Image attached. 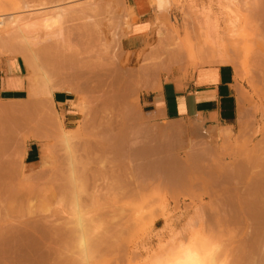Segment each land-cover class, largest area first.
<instances>
[{"label":"rangeland","instance_id":"1","mask_svg":"<svg viewBox=\"0 0 264 264\" xmlns=\"http://www.w3.org/2000/svg\"><path fill=\"white\" fill-rule=\"evenodd\" d=\"M96 1L98 2V0ZM136 1L138 0H133V4ZM150 1L151 3H154L153 0ZM222 1H226V3ZM222 1L220 4V0H168L170 7L166 10V12L161 13L163 16L160 15V13L156 16V22L152 29V37L149 38V42L146 44L127 43L128 36L132 34L131 29L132 25L134 24L132 10L130 9L131 6L129 5L128 0L127 7L124 6L125 8L123 7V10L121 9L122 5H120V9H116L118 12H115V14L109 12L107 13L106 11V13H102L103 15L101 14V17H99L100 19L102 18L101 23H103L101 24V29L103 32L102 44H106L107 46L111 45L109 46L110 54L112 53L111 55L115 54V52H118V56L120 55L122 59V63L119 65L120 72L122 70V72L125 71L124 73H132L135 76L133 81L134 83L130 88L128 87L127 89L126 86H123L124 88L120 87V90L117 88H112L113 84L110 83H113V77H109L110 75L105 74V72L103 74V71L100 70L99 72H102V75H100L101 73H98V76H100L99 79L102 78V82L104 80V83L98 79L99 82H101V85L99 82H96V85L91 84L92 91L91 88L87 89L86 85H83V87L82 85L78 84L80 85L79 88L82 87L81 89L75 85L76 83L72 84L75 86L71 85V87H74L75 89L78 88L79 90L77 89V91H86L80 96L82 121H80L78 124V126H80L77 127L78 130L76 129V131H78V136H76V141L74 144H77L76 146L79 147L78 151L83 155V157L86 158V154H88L87 156L92 160H90V164L93 162L91 166L89 165L91 168L90 170H93L94 172H91L93 176L90 174L92 182L90 181L91 183H89V188L93 189L92 191L89 189L90 194H93L95 190L100 191L103 187L105 188V185H102L103 187L99 185V183L104 184L101 169L102 164L105 165L107 169V177L109 176V178H107L108 183L113 182L114 184L115 182L117 184L119 183L120 179L123 178V175L120 177V168H123L124 170L127 165L130 166L132 163V166L130 167L132 169L130 172L131 176L126 178L130 179V185L133 184V188L130 186V189L133 191L137 184L138 189H144L143 192L147 190L149 191L143 194L141 190L136 191V188V190L133 192L140 193L141 191L143 195L140 193V195L137 194L135 196V194L131 192L133 195L126 194L127 198H120L115 201L102 200L100 203H92L90 199H88L87 204L86 206H83L81 213L76 214L74 210L75 204L72 201L74 197L70 196V192L67 190L56 191L54 188L48 187L52 179L55 180V174H53L51 170L48 171L49 169L46 170L43 165V163L46 161L45 157H48L50 154V163L52 166L54 165V168L60 169L56 176L58 180L57 185H65L67 183H70V185L72 184L73 176L71 166L64 160L66 146L61 143L62 141H59L60 138H58L59 140L56 138L52 142L49 140L40 141L41 157L40 162L37 164L38 170L32 171L30 174H25L23 165L19 163L22 159L18 161V167L20 170L17 168V172L22 175V178L24 179L23 184L30 175H39L40 173H42V175L38 177V183H34L33 186L35 187L31 189L32 186L29 185L31 193H26L28 195L27 199H25L24 202L19 199H14L12 205L22 204L24 208H29V206L32 205V207H34V204L38 205V199L41 196L47 195L48 193L52 194L54 198L52 197L53 199L48 201L47 204L41 208H38L36 205L35 209L33 210L26 209L27 212L24 213V215L22 214L21 216H16V221L20 224L37 221L39 225L44 227H47V222H49L51 225L62 227L65 233L64 242L62 243L66 248L64 255L69 259V264H102L99 259L107 244H111L113 241V238L111 237V231L113 228H121L120 230L122 231V234L119 236L120 240L117 241L122 249L117 251L116 254L117 256L123 257V264H128L129 262L130 264H172L174 260L182 256L188 248L201 253L207 251L210 259L212 258V255L210 256V254L213 253L215 256L212 259L213 264H239L236 260L237 256L233 251L240 245L239 240L241 239V236L246 235L245 233L247 231L245 230L247 229L244 228L245 226L240 227V225L237 223H226V221H224L225 218L223 219V217L228 218L231 215V211L229 210V202L231 201V198L236 196L235 194L237 191L243 193L242 196L245 197V193L252 189L250 185L254 181L247 179L249 182L247 183L245 181L247 175L246 177H243L246 174L244 171V169H246L244 168L246 167L244 163L245 158L247 159L249 156L250 150L254 151L255 149L260 148L258 151L255 150L256 153H259L260 151L264 152V48L260 40L256 38V28L244 22V18L246 17L247 13L250 11L252 12L255 9L262 10L264 7H233L232 5L229 7L227 0ZM103 2L104 4H107L110 2V0H103L98 3L103 4ZM224 4L226 5L224 6ZM187 5H189V7ZM52 8L54 9L55 7ZM111 14L114 17H111ZM85 17L86 16H84V18ZM122 17L124 18L122 19ZM78 19L82 20L83 18L78 17ZM73 21H71L72 23L69 24L72 25V28L69 26L68 29L71 32L75 31L73 40L74 42L76 41V43L78 42V44L81 45V48L78 46L79 50L81 49V52H85L87 51L84 50L87 49V38L86 35H84L85 29L83 30L81 29L82 26L77 27V25L82 24L83 28H85L84 25L87 24V20H85L86 22L84 20H82V22L77 21V23L76 21ZM114 22L115 25L112 26ZM73 25H75L77 28L75 26L73 27ZM213 26L216 27V29L213 28ZM74 28L76 29L74 30ZM211 31H213L214 34ZM115 34L117 37H115ZM91 40V46L94 48V52L97 53L100 49L99 38L97 39V37L94 36ZM188 43L194 45L196 52L198 51L203 53L204 51L203 56L210 57L213 55L217 56V59L212 63H205L206 65L203 63L195 64L193 59L184 52L185 54L182 58H179V60H172L171 62L169 59L170 57L168 58V53L170 54L171 49L176 48V46L179 44L182 45V47L184 46L182 48L183 50H185V48L187 50L189 45ZM120 45L122 46L121 48L119 47ZM111 49L114 51V53L111 51ZM0 57H7L6 51L1 48ZM219 57H222L223 59L225 58V61ZM125 58H129L130 61L128 59L126 60ZM126 62H128V64L125 65ZM208 65H232L235 68L237 80L244 93L238 102V123H236L234 127H230V129L225 127H205L203 124H198L195 121L177 122L176 124L172 125L169 130L171 131L173 127H180L183 129V131L185 130V133L182 131V129L179 130L180 132L174 133L175 135L185 134L182 144L183 146L181 148H175V152L170 150H165L164 152V150H159L156 147L151 148L156 144L152 143V140L150 139L152 136H148L146 139L145 135L141 134L142 131L136 128L139 125L127 123V119L129 118V109H132L136 116L146 115L142 109V95L152 91L147 92L143 89L137 88V86H143L144 84L146 86L149 82L150 86H154L153 89H155L156 85H160L162 82L168 81L177 75L188 74L197 70L198 68ZM46 66L45 68H48ZM25 76L29 87V73L27 70L25 71ZM103 85L105 86L103 87ZM114 89H117L116 92H121V89L123 90L119 97V94L114 95ZM110 91H112L111 94L109 93ZM114 96H116L115 99ZM106 98L108 103L105 102ZM111 100L113 101L114 105L111 103ZM113 106H117L115 107L116 109ZM119 109H121V111ZM59 116L63 123L64 130L71 132L72 129H69V127L64 124L63 117L61 115ZM129 120L133 121V123L136 122L135 124H139V122H143L145 119L142 118L137 120L134 118H129ZM84 124L86 127L88 126L87 132L90 134L81 132L84 129ZM148 126L152 131L151 128H153V126ZM153 129L154 131L156 130L155 128ZM134 130L137 132L135 133ZM224 130H229L232 132L233 139L231 142H227L220 137L221 132ZM117 132L122 133L123 135L117 134ZM128 132L130 133L127 134ZM124 133L127 135L124 136ZM113 134L114 137L117 135V137H124L126 139L129 135L128 142H131L132 146L130 147L128 142H126V139L125 141L121 139V141H123L121 144L123 145L125 143V148L121 145L120 149L117 148L115 151L112 150L113 148L108 142L111 141L110 138L113 137ZM26 140L27 139H25V142L28 141ZM146 142L148 143L145 144ZM142 143L145 144V147L148 146L150 148L144 150V148L141 146ZM111 144H113V142H111ZM41 145L43 147L45 146L44 150L42 149ZM223 148H226V151ZM46 149L49 150L47 153L45 151ZM244 149L247 151L243 152ZM22 154L24 155V152ZM23 155H20L19 157L23 158ZM233 155H237V159ZM130 156L132 158L131 161H129V159H131ZM204 156L207 157L205 158ZM121 158L123 159L121 160ZM233 158L236 159V163L235 159ZM172 162H174L173 167L175 168L173 171L176 172L173 173L174 177L176 178V183L172 182V180L169 178L170 172H173L170 170ZM237 162L238 164L241 162V166L238 165ZM122 163H126V165L124 166ZM232 163H234V166H231ZM159 166H163V171L166 169L163 174L164 176L166 174V183L163 182L164 185L162 187L158 186L161 182L156 177L157 174H159ZM183 166L186 169L182 170ZM195 166H197L198 169H195ZM238 166L240 167L238 168ZM144 167L147 168L144 169ZM150 167H153V169H149ZM155 167H159L157 171L154 169ZM192 167L195 170H192ZM234 168L238 169L234 170ZM240 168H243L241 170V176L243 177V180L239 178V173L237 174V171L240 172ZM43 169H45L47 172L45 173L44 170L43 173ZM189 169L192 170V173L194 171L195 175L192 174L191 170ZM204 169L206 171L203 172H205L207 175L204 173L205 175L202 174L204 175L202 176L200 173H198V171ZM230 170L236 171L234 173V175H236L234 176ZM242 171H244L245 174H243ZM130 173L128 175H130ZM197 173L199 179L195 177ZM122 174L126 175L125 172ZM132 174L135 176L136 180ZM229 174H231V176H229ZM153 175H155V177ZM187 175L191 176V178L189 177L191 179L190 181H192L193 178V181L197 180L198 182H195L198 185H193L192 189L194 191H191L192 189L187 190V188H185L186 182L189 180L187 179ZM118 176L120 179H118ZM202 177L204 178L203 180L201 179ZM232 177L234 182L237 180V183L233 182ZM49 179H51V181ZM117 179L119 181H117ZM132 181H134V183H132ZM153 181L155 184H152L151 186ZM245 182L248 185H246ZM139 183H141L142 187L144 185L146 186V184H148L150 187L147 186L148 189H146V187L141 188V186L138 185ZM111 184L112 183H110V185ZM166 184L168 188H166ZM175 184L179 186H174ZM51 185H53V182H51ZM113 186H115V184ZM153 186L155 189H153ZM172 186H174V188ZM238 186L240 188H238ZM100 187L102 188L100 189ZM151 187L152 190L150 191ZM156 187L159 191L156 190ZM231 187H236L237 191L235 192L234 189L233 192V188L230 189ZM115 188L118 189V186H115ZM160 188L162 190H160ZM176 188L179 189L174 190ZM130 189L127 191V193L130 192ZM166 190L169 191L167 192ZM105 191L106 188L103 192ZM229 192L230 194L233 192L232 194L234 195H230ZM240 192L239 194H241ZM31 194L34 197H32ZM35 197L38 199L36 200ZM30 198L33 200H30ZM29 200L31 202L33 201V203L29 204ZM224 207H226V209H224ZM217 213H219V215ZM218 216H221L220 218H222L221 220H223V222L219 220L220 218H218ZM158 221L159 224L156 225ZM79 222L84 224L86 228L84 232L80 231ZM219 223H224L225 225L223 224V226H221ZM229 230H234L237 232L239 238L237 237L234 240L230 236ZM43 233L47 234L45 232H42V234ZM104 233H108L105 237L106 242H104V244H102L103 242H98L99 248L96 249L95 244L97 240L103 239L101 236H103ZM82 241L86 242L88 245V260H86L85 254L81 250ZM3 245L5 247V244ZM30 248L35 250L38 248L37 252L41 251L39 246L34 247L33 245ZM210 259L209 263L211 264L212 262ZM34 263L37 264V261H34Z\"/></svg>","mask_w":264,"mask_h":264},{"label":"bare ground","instance_id":"2","mask_svg":"<svg viewBox=\"0 0 264 264\" xmlns=\"http://www.w3.org/2000/svg\"><path fill=\"white\" fill-rule=\"evenodd\" d=\"M101 1H103V0H101ZM101 1L98 0V2H101ZM107 1H109V0H107ZM153 1L155 3V5H154V3L152 2L153 5H154V7H156L155 9H157L160 12V15H162L161 13L166 12V10L170 7V3L168 2V0H153ZM221 1L222 0H220V4H221ZM227 1H228L227 3H229L228 4L229 7L231 5L233 7H264V0H227ZM98 2L96 0H0V48L3 49L4 51H6L8 58H10V59H22L26 65L27 71L29 73L28 79H29V83H30V88L28 89L29 90L28 100L26 102H24V110L26 113L28 112V110L32 109V106L34 104H36V103L38 104V102H41L40 105L41 104L43 105L42 109L40 108L42 110V113L47 112V111H51L52 109L50 108V110H49L47 107H50L49 104L53 103V98H54L53 96H54L55 92H66V93L71 92V93H73V92L77 91V89L80 87V85H82V86L86 85V88L87 89L91 88V91H92V85H96V82H99V80L101 81V79H102V78L99 79L100 76H98V73L99 74L101 73L100 75H102V72H99L100 70L103 71V74L105 72V74L110 75L109 77H113V83H110V84H113L112 88H117L120 90V87L124 88L126 86V89H127L128 87L130 88L132 86V84L134 83L133 81H134L135 76L132 73H130V72L124 73L125 71L122 72V70L120 72L119 65L122 63V61H121L122 59H121L120 55L118 56V52L117 53L115 52V54L111 55L112 53L110 54V47H109L111 45L107 46L106 44H102L103 32L101 29V26H102L101 24H103V23H101L102 18L101 19L99 18V17H101V14L106 13V11H107V13L109 12V13L115 14V12H118L117 11L118 8L120 9V7H121L120 5H122L121 9L123 10L124 6L127 7V0H110V2L107 4H104V2H103V4L98 3ZM217 2H216V4H217ZM222 2L226 3V1H222ZM139 3H140V0L136 1L134 3L135 7H140ZM189 5H187V6L189 7ZM225 5L226 4H224V6ZM152 6H151V8H152ZM182 6H184V5H182ZM52 7H55V8L53 9ZM218 7H220V6H218ZM247 15H246V17L244 16L245 18L243 17L244 22H246V24H250L256 28V38L258 40H260V42L262 43V46L264 48V9H262V10L255 9L254 11H252V12L250 11L249 13H247ZM84 16H86L87 18L86 17L84 18ZM78 17L83 18L82 20H84V21L87 20V24L84 25L85 28H83L82 24H78V25L75 24V25H77V27L82 26L81 29H83V30L85 29L84 35H86V38H87V42H86L87 43V49H84L87 51H85V52H81L80 51L81 49L79 50V48H81V45L78 44V42L76 43V41L74 42V40H73L75 31L71 32L68 29L69 26H70V28H72L71 27L72 25H69L72 23L71 21L76 19L75 20L76 23H77V21L82 22V20L78 19ZM111 17H114V16H112V14H111ZM123 18L124 17H122V19ZM125 18H126V16H125ZM103 20H105V19H103ZM75 21H73V22H75ZM157 21H159V20H157ZM75 25H73V27ZM114 25H115V22L112 26H114ZM76 28H74V30ZM116 28H118V27H116ZM213 28L216 29V27H214V26H213ZM211 32H213V31H211ZM80 34H78V35H80ZM116 34H115V37H117ZM213 34H214V32H213ZM76 35H77V33H76ZM81 35H83V34H81ZM113 35H114V33H113ZM94 36L97 37V39L99 38V44H100L99 48L100 49L97 53L94 52V48L91 46V44H92L91 39ZM82 41H84V40H82ZM78 46H79V48H78ZM116 47H118V46H116ZM119 47L121 48L122 46L120 45ZM183 47H182V45L178 44V46H176V48L171 49L170 54L168 53V58L170 57L169 59L171 60V62H172V60L173 61L179 60V58H182L185 53L190 58L193 59V62L195 64L196 63H201V64L206 63L207 64V62L212 63L217 59V56H213V55L210 57L203 56L204 51H203V53L198 52V51L196 52L194 45H192V44L188 45L187 50H186V48H185V50H183L182 49ZM112 49H111V51H112ZM200 51H201V49H200ZM112 52L114 53V51H112ZM127 59L129 60V58H127ZM220 59L225 61L224 60L225 58L223 59L221 57ZM126 64H128V62H126L125 65ZM45 66L48 68H45ZM111 80H112V78H111ZM106 81H105V83H106ZM101 82H99L100 85H101ZM73 83L74 84L76 83L75 85L78 88L75 89L74 87H71V85ZM102 83H104V80ZM78 84H80V85H78ZM75 85H72V86H75ZM104 86L105 85H103V87ZM81 88H79V89H81ZM137 88L143 89L144 91H147V92L154 90L153 89L154 86H150L149 82H148V85L145 86V84H144L143 86L142 85L137 86ZM116 90L114 89V91H115L114 95L119 94L118 95V97H119L123 90L121 89V92L118 91L119 93L116 92ZM76 93L80 94V91L76 92ZM109 93L111 94L112 91H110ZM115 97L116 96H114V99H115ZM106 100H107V98H106ZM106 100H105V102L108 103V100L107 101ZM111 103H113V101ZM113 105H114V103H113ZM115 107H117V106H115ZM43 109H46L47 111L46 110L44 111ZM53 109L55 110V108H53ZM127 109H129V108H127ZM119 110L121 111V109H119ZM10 113H12V112H10ZM136 113H137V111H136ZM35 114H36V112H35ZM121 114H122V112H121ZM47 115H49V112H47L45 116H47ZM128 115H129V118H134L137 120L143 118L142 116H136V114H134L132 109H129ZM11 116L12 115H10V117ZM32 116H34V115H32ZM49 116H47L48 119L45 117V119L48 120V122L46 120H45L46 122L45 121L44 122H45V124L46 123L52 124L51 128L53 129V131H51V132H56V133H53V134H57L55 138H57V139L60 138V140L59 139L58 140L60 142L62 141L61 143H63L66 146V153L64 155V160L66 162H68L71 166L73 182L71 185H70V183H67L65 185H59V184L57 185L58 180H57L56 176H57L60 169L54 168V165L52 166V164L50 163L51 162V159H50L51 156L49 154L48 157L44 156L46 158V161H45V163H43V165H44V168H46V170L49 169L48 171L51 170L52 173L55 174L54 175L55 180L52 179V181H51V179H49L51 182H53V185H51V182H50V185H48V187L54 188L56 191L57 190H67L68 192H70V196L74 197L72 199V201L75 204L74 210H75L76 214L81 213L82 208L84 205L86 206L88 199H90V201L92 203H100L102 200L115 201V200L120 199V198H125L126 194L127 195L135 194V196H136L137 194L140 195L141 191L143 194H145L147 191H149V190H147V191L143 192L144 189H138L137 184H136V187L133 189V191H135L137 188L136 191L141 190L140 193H137V192L134 193L130 189V186H131V188H133V184L130 185L131 184V183L129 184L130 179H126V178H128V176H131L130 172L132 169L130 167L132 166L131 165L132 163L130 164V162H129L130 166L127 165L124 170H123V168L122 169L120 168V171H121L120 175L121 176L120 175L119 176L122 177V175H123V178L120 179L119 176H118L119 178L117 177L118 179H120V181L117 179V181H119V183H117L118 185L114 182L115 186L116 187L118 186V189H116L115 186H113L114 185L113 182H110L109 179H108L109 182L112 183L113 185L112 184L110 185V183H108L107 178H109V176L107 177V169H106L105 165H103L101 163L102 164L101 169H102V174H103L102 177H103V183L104 184L99 183V185L100 186L105 185L106 191L103 192L105 188L102 186L104 189L102 187H100V189L102 188V190H100V191L95 190L93 194H90L89 193V189H90L89 183L92 182L90 174L93 176V174L91 173V172H93V170L92 171L90 170L91 168L89 167V165L91 166L93 162L90 164L91 159L87 156L88 154H86V158L83 157V155L78 151L79 147L76 146L77 144L76 145L74 144V142L76 141V136H78L77 135L78 131H71V132L65 131L64 127H63V123L60 119V116L55 111L53 112V114H51V116H53V118L50 117V118H52L51 120H50ZM10 117H9V119H10ZM129 118H128V120H129ZM11 120L13 121V119H11ZM129 121H131V120H129ZM29 122H30V119H29ZM39 122L40 121H38V123ZM134 123H136V122H134ZM139 123L141 124L143 122H139ZM114 124H116V123H114ZM130 124H131V122H130ZM34 125L36 126V124H34ZM39 125H41V124H39ZM9 126L11 128V125H9ZM142 126H143V124H142ZM34 127H32V128L34 130H36ZM47 128L49 129V127H46V129ZM109 128H110V125H109ZM157 129H160V128H157ZM181 129L182 128H180V127H173L171 129V131L168 130L167 134L173 135L174 133L180 132L179 130H181ZM11 130L12 129H10V131ZM34 130H32V131L34 132ZM165 130L167 131V129H165ZM141 131H143V130H141ZM149 131H151V130L149 129ZM156 131H155V133H156ZM164 131L162 130L161 133L166 136V134H164L165 133ZM182 131H183V129H182ZM11 132H13V131H11ZM136 132L137 131H135V133ZM144 132H145V130H144ZM129 133L130 132H128V134ZM32 134L34 135V133H32ZM117 134H119V133L117 132ZM141 134H143V133H141ZM153 134L154 133H152V135ZM50 135H52V134L50 133ZM138 135H140V134H138ZM170 135H167V137H165V138H168V136L170 137ZM232 135L233 134L231 131L224 130L223 132H221L220 137L227 142H231L233 139ZM34 136L36 137L37 135L35 134ZM113 137H114V134H113ZM116 137H117V135H116ZM153 137H154V135H153ZM158 137H159V135H158ZM23 138L27 139V140H31L34 137H30V135H29V136H25ZM44 138H47V137H44ZM52 138H54V137H52ZM128 138H129V135H128ZM208 138H210V137H208ZM38 139H37V141H38ZM121 139H123V141H125L124 137H121L120 140ZM163 139H164V137H163ZM176 140H177V138H176ZM41 141H44V140L41 139ZM123 141H121V143H123ZM166 141H167V139H166ZM109 143H111V142H109ZM124 144L123 145L121 144V145L124 147ZM137 144H139V143H137ZM21 145H23V144H21ZM161 145H162V143H161ZM112 146H113V144H112ZM116 146H118V145H116ZM137 146H139V145H137ZM44 147L42 146L43 150L45 149ZM103 149H104V147H103ZM259 149H255V150L258 151ZM18 150H19V148H18ZM104 150H103V152L105 153ZM45 151L47 153V151H49V150L46 149ZM125 151H126V149H125ZM246 151H247L246 149L243 150V152H246ZM254 151L250 150L249 156L247 157V159L245 158V162L243 161L246 165V167H244V168H246V169H244L246 174L244 173V171H242L243 174H245V176H243V177H246V175H247V178H245L246 179L245 181L247 183H249L247 181V179L254 181L250 185L252 187V189L248 190V192L245 193V197H243L242 196L243 193H241L240 191H237L236 187L235 188L231 187L230 189L233 188L232 191L235 189V192L237 191L238 194L236 192V194H235L236 196L234 198H231L230 202L228 201L229 202V210L231 211V213H230L231 215L229 216V214H228V216H229L228 218L223 217V219L225 218L224 221H226V223H230V224L237 223L238 225H240V227L245 226L244 228L247 229V230H245V231H247L245 233L246 235L241 236V239L239 240L240 245L238 246V248H236L233 251V252H235V254L237 256L236 260L239 264H264V152L260 151L259 153H256V151L255 152ZM17 153H20V151ZM86 153H88V152H86ZM194 153H196V152H194ZM142 154H143V152H142ZM13 155L15 156L14 153H13ZM17 155L20 156V154H16V158H17ZM21 155H23V154H21ZM158 155H160V154H158ZM19 156H18V158H20V159H18V160L20 161L22 158ZM190 156H192V155H190ZM207 156H209V155H207ZM207 156H204V157L206 158ZM210 156H212V155H210ZM236 156H234V157L236 158ZM156 157H158V156H156ZM6 158L8 159V157H6ZM119 158H120V156H119ZM130 158H131V156H130ZM235 158H233V159H235ZM122 159L123 158H121V160ZM139 159H140V156H139ZM165 159H167V158H165ZM194 159H196V158H194ZM236 159H235V163H236ZM131 160H132V158L129 159V161H131ZM14 162H16V159ZM185 162H186V160H185ZM241 162H239V163L241 164ZM173 163L174 162H172L171 168L169 166L171 171H173V169H175L173 167ZM196 163H198V162H196ZM203 163H205V162H203ZM17 164H18L17 162L16 163L12 162L11 169H10L11 175L15 173ZM237 164H238V162H237ZM240 164H238V165H240ZM122 165L125 166L126 163L125 164L122 163ZM232 165L234 166V163H232L231 166ZM186 166H187V164H186ZM240 166H238V168ZM159 167L154 168V169L157 171V169ZM193 167L191 168L192 170L194 169ZM195 167H196L195 169H198L197 166H195ZM230 167H229V169H230ZM238 168H234V170L235 169L237 170ZM140 169H142V168H140ZM183 169H186V168H184V166H183L182 170ZM191 169H189V170H191ZM242 169L243 168H240L239 169L240 172L237 171V174L239 173L238 175L240 177L239 176L238 177L243 180V177L241 176V170ZM18 170H20V168ZM44 170L45 169L42 170L43 173H44ZM46 170H45V173L47 172ZM192 170H191V173H192ZM234 170H230V171H232L233 175L236 172ZM112 171H114V170H112ZM164 171H163V166L160 167V169L158 170L159 174H157V176H156L157 179L161 182L158 185L160 187H162L164 185L163 182L166 183V181H165L166 174H165V176L163 175ZM201 171H198V173H200L202 175L205 173L203 171H206V170L204 169ZM124 172L126 173V175L122 174ZM189 172H187V173H189ZM17 173H19V172H17ZM37 173H39V172H37ZM37 173H35V174H37ZM129 173H130V175H128ZM173 173H176V172L175 171L170 172L169 178L172 180V182H175L176 178L174 177ZM198 173L195 177H197L199 179ZM192 174H194V171ZM41 175H42V173H40L39 175H32V176L30 175L29 178H27V180L25 181V183L22 184L18 189H12V190H11V188L8 189L9 191L11 190L9 197L8 198L5 197L8 200L3 199L4 201L1 200V202H0V240L3 241V242H1L2 244H5V247L0 250V264H35L34 261H37V264H69V262H70L69 259L64 255L66 252V248H65V245L62 243L64 242L65 233H64V229L62 227L57 226V225H51L49 222H47V227L46 226L44 227L42 225H39L37 223V221H35V222L31 221V222L23 223V224H20L16 221L17 220L16 216H21L22 214L24 215V213L27 212L26 209L27 210L28 209L29 210L35 209V206L37 204H34V207H32L33 206L32 205V206H29V208H24V206L22 204L12 205L13 200L19 199V200L24 202V200L27 199V197H28V195L26 193L30 192L29 187L32 186L31 189L33 187H35L33 185H34V183L36 184L38 182L37 179ZM161 175L164 177H162ZM204 175H202V176H204ZM12 176H14V175H12ZM153 176L155 177V175H153ZM229 176H231V174H229ZM189 177L191 178V176L187 175V179H189V180H187V182H186V185H185L186 187L184 186L185 188H187V190L192 189L194 184L198 185L197 180L193 181L194 179L192 178V181H193L192 182V181H190L191 179ZM233 177H232V180H233ZM98 178H99V176H98ZM197 178H195V179H197ZM226 178H228V177H226ZM113 179H114V177H113ZM131 179H132V177H131ZM134 179H135V176H134ZM201 179L203 180L204 178L202 177ZM236 179H237V177H236ZM134 181H132V183H134ZM226 181H228V180H226ZM195 182H197V183H195ZM233 182H234V180H233ZM48 183H49V181H48ZM136 183H138V182H136ZM204 183H205V180H204ZM234 183H237V180ZM247 183H246V185H248ZM152 184H155V182L153 181V183H151V186H152ZM178 184H179V182H178ZM138 185L141 186V188L146 187V189H148L147 188L148 184H146V186L144 185L143 187H142L141 183H139ZM171 185H173V184H171ZM176 185L177 184H175L174 186H176ZM179 185H177V186H179ZM92 186H94V185H92ZM174 186H172V187L174 188ZM9 187H11V186H8V188ZM148 187H150V186H148ZM166 188H168L167 184H166ZM238 188H240V187L238 186ZM129 189H130V192L127 193V191H129ZM153 189H155L154 186H153ZM178 189L176 188L174 190H178ZM14 190H16V191H14ZM92 190L93 189H90V191H92ZM151 190H152V187L150 188V191ZM156 190L159 191L157 189V187H156ZM160 190H162V189L160 188ZM184 190H186V189H184ZM191 191H194V190L192 189ZM131 192H133V194ZM239 192L241 194H239ZM244 192H245V188H244ZM142 193H141V195H143ZM232 193L230 194V192H229L230 195H234ZM31 196L34 197L32 194H31ZM52 197H53L52 194H49V193L45 196H41L39 199L35 197L36 200L38 199L37 207L38 208L43 207L44 205L47 204L48 201H50L54 198V197L53 198ZM72 197H70V198H72ZM1 199H2V197H1ZM30 200H33V199L30 198ZM228 202H227V205H228ZM31 203H33V201L32 202L30 201L29 204H31ZM217 203H219V202H217ZM224 209H226V207H224ZM227 210H228V206H227ZM217 212H219V211H217ZM217 214L219 215V213H217ZM220 217L218 216V218H220ZM221 219L222 218H220L219 220H221ZM221 221L223 222V220H221ZM158 224H159V221L156 223V225H158ZM223 224L224 223H222L220 225L223 226ZM235 226H236V224H235ZM237 227H239V226H237ZM79 228H80L81 232H84V230L86 229L82 222H79ZM120 229L119 228H113L112 229L111 237L113 238V241L111 242V244L106 243L107 246L102 251V255L100 256V259H99L102 262V264H123V262H124L123 257L117 256V254H116L117 251H120L122 249L121 246L117 242L118 240H120L119 236L122 234V231ZM42 232H45L47 234H44V233L42 234ZM107 234L108 233H106V234L104 233L103 236H101V237H103L104 240L103 239L97 240V242L95 244L96 249L99 248V246H98L99 243L103 242L102 244H104V242H106L105 237L107 236ZM229 234L234 240L237 237L239 238L238 233L235 232L234 230H229ZM114 236H115V238H114ZM114 239H116V240H114ZM33 245H34V247L39 246V248H41V251L37 252L38 248H36V250L31 249L30 247H32ZM87 246L88 245L86 242H84V241L81 242V250L85 254L86 260L89 259V256H88L89 249L87 248ZM207 253H208L207 251H205L204 253H201V252H198V251L193 250L191 248H188L184 252V254L182 256L178 257L177 259H175L172 264H210L209 263L210 258L208 256L209 254H207ZM211 255H212V258L210 260L212 262L213 261L212 259L215 256L213 255V253H211L210 256ZM31 262H33V263H31ZM128 264H130V262ZM211 264H213V262Z\"/></svg>","mask_w":264,"mask_h":264},{"label":"crops","instance_id":"3","mask_svg":"<svg viewBox=\"0 0 264 264\" xmlns=\"http://www.w3.org/2000/svg\"><path fill=\"white\" fill-rule=\"evenodd\" d=\"M128 1L131 6L130 9L132 10L134 24L131 29L132 34L128 36L127 43L146 44L149 42V38L152 37V29L156 22V16L160 12L155 9L156 7L152 6L150 0H140V7H135L132 2L133 0ZM26 70V65L22 59L0 57V202L1 200L4 201L3 199L8 200L7 198L11 190L18 189L23 184L24 179L22 175L16 173L18 164L15 173L12 174L14 176L10 173L12 162L18 163L19 161V155H17L16 158V154L21 155L24 151L20 164L23 165L24 173L30 174L32 171L38 170L37 164L40 162L41 157V139L45 141L49 140L50 142L56 139L55 137L57 134H53L56 132H51L53 131L51 123H49L50 125L48 123L45 124L46 121L48 122L45 117L47 118V116L50 115L49 118H53L51 114H53L54 111L57 112V114L63 117L64 124L69 127V129H72V131H76L77 127H79L78 124L82 121L80 95L86 91H80V94L76 93L79 91L73 93L55 92L53 103L49 104L50 107H47L49 110L51 108L53 111L51 110V112L43 109L49 112L47 116H45L47 112H43L44 114L42 113L41 109L43 105H40L41 102L34 104L32 109L28 110L26 113L24 110V102L28 100V89L30 88L26 82ZM154 90V92L152 91L142 95V109L143 112L146 113V115L142 117L146 119L143 121V123H145L135 124L127 119V123L131 122V124L139 125L136 128L143 130L142 133L145 135L146 139L148 136H152L150 139H153L152 143L156 144L151 148L156 147L159 150H170L173 152H175V148H181L183 146L185 134H171L172 136L167 134L169 128L177 122L195 121L198 124H203L205 127L225 128L234 127L236 123H238V102L244 93L237 80L236 70L232 65L204 66L191 73L177 75L168 81H164L160 85H156ZM53 108H55V110ZM10 115L12 116L10 117ZM52 118H50V120ZM11 119H13L14 122ZM38 121L40 122L38 123ZM34 124H36L37 127ZM9 125H11V128ZM148 125H152L153 128L157 130H155L156 133L153 128L152 131H149ZM46 127H49V129H46ZM83 128L85 130L83 129L81 131L82 133L90 134L87 132L88 126H83ZM10 129H12L11 131L13 132H11ZM165 129H167V131ZM32 130H34V132ZM162 130H165L164 134H166V136L161 133ZM151 132L154 133L153 135L156 139ZM32 133L37 136L35 137ZM50 133L52 135H50ZM119 134L121 135V133ZM127 134L124 133L125 136ZM26 135H30V137L34 138L25 142L23 137ZM167 135H170V137L168 136V138H165ZM110 140L109 142H113V146L111 143L110 145L114 151L117 147L120 148V137H111ZM128 140L127 137L126 142H128ZM147 143L148 142L145 144ZM128 144L132 146L131 142H128ZM145 144H141L144 149L150 148L145 147ZM19 151L20 153H17ZM6 157H8V159ZM14 158L16 162H14ZM144 169L146 168L144 167ZM149 169H153V167ZM8 186L11 187L8 188ZM10 188L11 190L9 191L8 189ZM3 247L4 245L0 240V250Z\"/></svg>","mask_w":264,"mask_h":264}]
</instances>
